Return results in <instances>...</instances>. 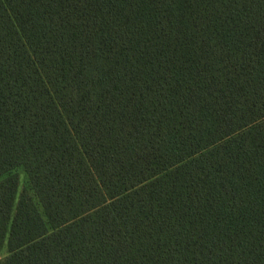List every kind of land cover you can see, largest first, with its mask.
Returning a JSON list of instances; mask_svg holds the SVG:
<instances>
[{"label": "trees", "instance_id": "16d2710c", "mask_svg": "<svg viewBox=\"0 0 264 264\" xmlns=\"http://www.w3.org/2000/svg\"><path fill=\"white\" fill-rule=\"evenodd\" d=\"M3 248L264 264V0H0Z\"/></svg>", "mask_w": 264, "mask_h": 264}, {"label": "rangeland", "instance_id": "374dc122", "mask_svg": "<svg viewBox=\"0 0 264 264\" xmlns=\"http://www.w3.org/2000/svg\"><path fill=\"white\" fill-rule=\"evenodd\" d=\"M13 172L18 176V180H19L18 193H17V198H18L21 192L24 189L28 188V179L26 173L23 171L22 168H17ZM6 256H7L6 248L1 249L0 260H3Z\"/></svg>", "mask_w": 264, "mask_h": 264}]
</instances>
